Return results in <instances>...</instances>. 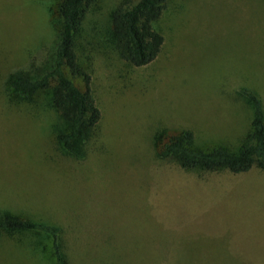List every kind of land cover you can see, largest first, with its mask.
<instances>
[{"label":"rangeland","instance_id":"rangeland-1","mask_svg":"<svg viewBox=\"0 0 264 264\" xmlns=\"http://www.w3.org/2000/svg\"><path fill=\"white\" fill-rule=\"evenodd\" d=\"M62 1L0 0V218L60 226L66 264H200L222 246L205 214L212 192L235 180L227 169L187 172L163 146L189 131L193 148L235 149L250 131L244 92L264 105V0H166L153 24L164 42L144 66L115 45L125 0H95L76 50L101 118L80 159L57 139L67 124L52 88L20 97L8 86L50 50ZM56 263L47 233L0 231V264Z\"/></svg>","mask_w":264,"mask_h":264},{"label":"trees","instance_id":"trees-1","mask_svg":"<svg viewBox=\"0 0 264 264\" xmlns=\"http://www.w3.org/2000/svg\"><path fill=\"white\" fill-rule=\"evenodd\" d=\"M94 1L63 0L59 6L60 30L50 50L42 58L33 60L28 67L14 72L8 79L9 88L20 97H30L52 88L53 104L67 124L57 139L68 154L79 159L85 157L82 149L84 141L101 118V111L92 94L91 76L79 64L76 50V33ZM127 2L125 0L113 12V38L124 60L136 66H144L155 60L162 48L164 37L154 29L153 24L162 15L166 0H138L133 6L125 7ZM76 77L84 81V90L75 83L73 78ZM244 93L252 104L251 129L237 148H193L192 132L184 131L164 144L163 156L176 161L187 172L227 169L240 173L252 168L264 171V105L257 94ZM2 230H36L47 233L52 238L56 264H66L60 244V226L5 215L0 218Z\"/></svg>","mask_w":264,"mask_h":264},{"label":"crops","instance_id":"crops-1","mask_svg":"<svg viewBox=\"0 0 264 264\" xmlns=\"http://www.w3.org/2000/svg\"><path fill=\"white\" fill-rule=\"evenodd\" d=\"M231 173L235 182L213 191L205 212L222 246L201 252L200 264H264V171Z\"/></svg>","mask_w":264,"mask_h":264}]
</instances>
